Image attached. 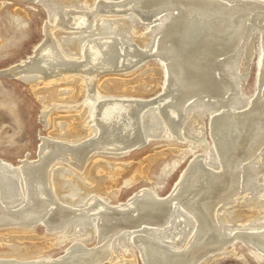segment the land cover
I'll return each mask as SVG.
<instances>
[{
    "label": "bare ground",
    "instance_id": "6f19581e",
    "mask_svg": "<svg viewBox=\"0 0 264 264\" xmlns=\"http://www.w3.org/2000/svg\"><path fill=\"white\" fill-rule=\"evenodd\" d=\"M29 1L45 9L44 39L7 75L29 85L46 127L53 110L74 114L54 119L37 159H0V264H137L121 253L132 247L141 264H210L235 240L264 254V0ZM139 24L147 33L138 37ZM254 40L256 92L246 96ZM147 58L160 69L101 80ZM161 74L157 98L133 97L160 86ZM82 91V109L64 103ZM207 114L211 143L201 135ZM163 137L187 141L184 157L202 152L169 196L144 188L110 205L122 167L97 162L86 173L89 157ZM39 223L72 238L63 256L41 255L46 243L31 235Z\"/></svg>",
    "mask_w": 264,
    "mask_h": 264
},
{
    "label": "rangeland",
    "instance_id": "374dc122",
    "mask_svg": "<svg viewBox=\"0 0 264 264\" xmlns=\"http://www.w3.org/2000/svg\"><path fill=\"white\" fill-rule=\"evenodd\" d=\"M105 1L116 3L124 0ZM0 2H2L0 6V159L12 165H17L25 157L30 160L37 159L38 147L42 143V139L48 140V133L53 129L54 119L69 117L74 113L53 110L50 113L49 125L46 127L42 118L43 105L34 95L29 85L17 77L7 75L9 67L21 65L33 56L34 48L44 39L43 27L47 15L45 9L36 1L0 0ZM16 10L20 13L18 14ZM135 31L138 37L147 33L146 27L142 24L137 25ZM256 42L254 40V55L249 63L246 80L242 86V93L246 96L253 95L256 92L255 81L258 62ZM134 44L139 48H143L141 42L135 40ZM157 69H160V64L152 58H147L139 67L135 68V72H116L104 76L101 80L104 81L106 78L128 80L141 72ZM163 80L164 76L161 74L160 86L148 93L133 95V97L141 101L157 98L161 93ZM83 100H85V92L82 91L74 99L64 100V103H70L69 105L74 106V110L79 111L82 109ZM202 121L201 135L205 141L211 143L208 125L209 115H205ZM168 138H151L144 146L133 149L126 154H120L119 152L113 153L114 155L94 153L89 157L86 164V173H90L97 162L115 163L116 167L121 165L120 174L115 179L114 190L117 191V195L115 199H109L110 205L125 203L144 188H152L158 196L167 197L174 190L176 183L183 171L189 166L193 156L202 152L200 148H197L193 153H188L184 157L181 151L187 149L188 142L176 137ZM57 168L68 170L64 164H59L54 169ZM103 185L107 193H110L112 186L110 181L105 180ZM32 229L31 235L36 236L38 239V241L37 239L35 241L42 242L43 240L46 243L41 255L47 259L63 256L72 242L71 237L62 239L60 233L52 232L43 223L35 225ZM2 233L6 234L8 231H0V236ZM22 235V233H18V236ZM84 238L81 240L84 247L93 248L95 246L94 240L84 241ZM253 248L250 252L243 243L235 240L233 246L227 248V250L233 251L232 254L223 256L210 264H264V254ZM121 253L127 260L131 259V254H134L137 264H141L136 248L132 247L131 252L121 251ZM114 263L116 261L112 264Z\"/></svg>",
    "mask_w": 264,
    "mask_h": 264
}]
</instances>
